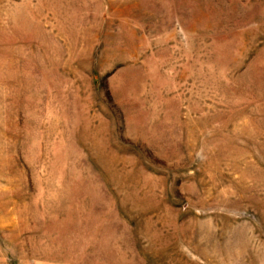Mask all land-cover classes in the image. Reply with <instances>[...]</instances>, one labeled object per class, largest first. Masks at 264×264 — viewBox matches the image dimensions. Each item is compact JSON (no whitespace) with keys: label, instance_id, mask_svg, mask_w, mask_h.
<instances>
[{"label":"rangeland","instance_id":"374dc122","mask_svg":"<svg viewBox=\"0 0 264 264\" xmlns=\"http://www.w3.org/2000/svg\"><path fill=\"white\" fill-rule=\"evenodd\" d=\"M0 264H264V0H0Z\"/></svg>","mask_w":264,"mask_h":264}]
</instances>
